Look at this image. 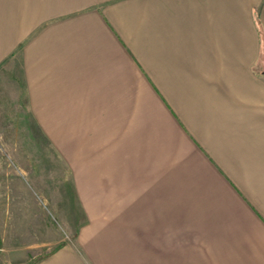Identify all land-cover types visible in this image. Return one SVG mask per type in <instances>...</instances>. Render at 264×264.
<instances>
[{
  "label": "crops",
  "instance_id": "1",
  "mask_svg": "<svg viewBox=\"0 0 264 264\" xmlns=\"http://www.w3.org/2000/svg\"><path fill=\"white\" fill-rule=\"evenodd\" d=\"M18 51L43 132L124 126L125 160L142 146L147 163L150 142L165 170L162 128L192 156L189 173L110 198L113 223L99 207L77 236L84 258L63 247L36 264H264V0H0V54ZM134 85L161 98L163 126ZM24 244L9 264L30 262Z\"/></svg>",
  "mask_w": 264,
  "mask_h": 264
},
{
  "label": "rangeland",
  "instance_id": "2",
  "mask_svg": "<svg viewBox=\"0 0 264 264\" xmlns=\"http://www.w3.org/2000/svg\"><path fill=\"white\" fill-rule=\"evenodd\" d=\"M23 61L21 51L0 54V264L14 261L20 247L26 249L24 243L31 244L32 259L27 264H36L63 247H74L84 258L77 236L94 215L99 216V207H103L102 215L112 218L113 223L116 215L111 211L116 206L110 198L117 196L123 202L130 193L139 191L140 175L189 173L192 167L187 164L192 156L187 147L173 145L169 133L162 128H158V133L164 148L161 161H165V170L162 162L155 161L157 149L150 142L146 146L147 163L142 146L136 148L135 161L125 160L128 139L122 132L124 126L118 127L116 134L109 129L104 133L43 132L30 109ZM159 88L167 97L173 95L171 87ZM128 89L134 104L147 106L149 124L163 126L167 114L160 110L166 109L158 106L161 98L153 89L145 91L143 85ZM175 90L179 94L176 93L172 106L180 110L184 105L178 96L183 95V90L182 87ZM122 100L118 108L126 107ZM103 120L104 124L109 122L108 118ZM119 135V147L115 149L113 141ZM181 150L182 155H175ZM79 177L90 181H76ZM111 177L113 180L109 181ZM116 178L121 181L116 182Z\"/></svg>",
  "mask_w": 264,
  "mask_h": 264
}]
</instances>
